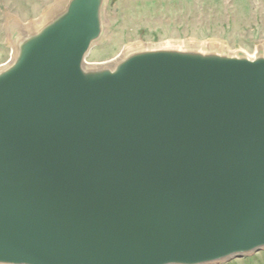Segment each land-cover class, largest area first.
Here are the masks:
<instances>
[{
    "label": "water",
    "instance_id": "1",
    "mask_svg": "<svg viewBox=\"0 0 264 264\" xmlns=\"http://www.w3.org/2000/svg\"><path fill=\"white\" fill-rule=\"evenodd\" d=\"M66 0L0 68V264H213L264 249V53L102 66Z\"/></svg>",
    "mask_w": 264,
    "mask_h": 264
},
{
    "label": "rangeland",
    "instance_id": "2",
    "mask_svg": "<svg viewBox=\"0 0 264 264\" xmlns=\"http://www.w3.org/2000/svg\"><path fill=\"white\" fill-rule=\"evenodd\" d=\"M65 1L0 0V66L10 60L21 29ZM102 18L88 65L113 62L136 44L217 43L229 54L264 53V0H105ZM213 264H264V249Z\"/></svg>",
    "mask_w": 264,
    "mask_h": 264
},
{
    "label": "bare ground",
    "instance_id": "3",
    "mask_svg": "<svg viewBox=\"0 0 264 264\" xmlns=\"http://www.w3.org/2000/svg\"><path fill=\"white\" fill-rule=\"evenodd\" d=\"M60 6L61 5H59L58 8ZM58 8L55 6V8H53L49 13L41 16L39 19H37L34 22L30 23L29 25L25 26L23 29H21V31L25 32V31H29L31 29L38 27L43 22H45ZM157 48H164V49L172 48V49H178V50H197L200 52L212 51V50H217V51L222 50V46L220 44H217V43L201 44L198 42H177V43H172V44L168 43V44H162V45H156V46H147V45L143 46V45L136 44V45H131V46L126 47L123 50L120 57H122L123 55H125L127 53L138 51V50L157 49ZM11 49H13V48H11ZM13 55H14V50H12L11 57H13ZM111 62H107L105 64H109ZM105 64H91V66H102ZM4 65H6V64H4ZM4 65H1L0 68H2Z\"/></svg>",
    "mask_w": 264,
    "mask_h": 264
}]
</instances>
